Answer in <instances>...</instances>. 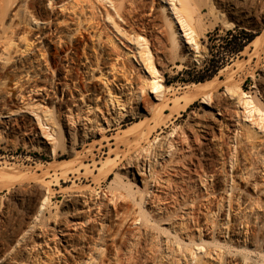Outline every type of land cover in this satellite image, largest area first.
I'll list each match as a JSON object with an SVG mask.
<instances>
[{"label": "rangeland", "instance_id": "1", "mask_svg": "<svg viewBox=\"0 0 264 264\" xmlns=\"http://www.w3.org/2000/svg\"><path fill=\"white\" fill-rule=\"evenodd\" d=\"M4 1L0 0V5ZM19 1L21 6L19 7V23L17 26L20 31H28L27 38L35 39L33 38L35 30L31 26L30 21L33 22L32 24L35 22L41 24L44 19L48 20V24L47 22L44 24L48 25V27L46 28L43 42L40 44L38 39L34 40L31 43V47L33 48L34 57L39 58L38 54L43 53L42 59L46 61V65L49 67L43 75L46 83L57 87L56 95H58V98L51 110L53 114L50 115L57 122L55 125L58 131V141L56 140L57 142H55L56 151L58 153H65V155L57 160L52 159L53 151L50 144L53 141V136L42 137L41 141L45 142L47 140L49 142L43 145L42 143L36 144L35 139L28 141L25 135H23L22 132L28 127L37 131L35 124L37 123V115L32 112V106L22 108L17 113H13V115H9V113L3 115L11 116V119L14 121H12V132L0 131V155H4V149L8 150L17 146H20L22 150L14 154H7L8 157H15V159L8 160L13 164V167L8 169L0 164V170L10 172L9 175L12 176V179L8 182L12 183L14 181V186L26 189L28 194L23 201L15 200L12 192L7 189V185L9 184L6 182L7 180L0 179V253L4 249L9 252L7 257L0 259V264H80L81 260L89 252L95 250L96 242L100 245L97 239L99 229L101 228L100 224L104 222V231L108 232V229L111 227L110 221L112 218L107 217L103 221V217L100 219L101 215L99 214L96 217L92 216V218L88 219V222L72 225V223L79 221L77 217L84 214V212L82 213L83 209L80 208L79 204H69L70 202L66 201L69 198L68 196L77 195L79 191L89 192L92 199L102 195V193L107 195L111 189L116 187V181H118V178L116 179L117 173H120V176L124 174L123 168L125 167V162L116 159L120 158V156L122 158L123 154L128 155L130 152L128 148L131 149V145L133 144L146 145L149 135L146 139L145 133L155 124L160 129L153 135H158L160 131L162 132L157 136L154 143L162 136H165L164 134H172L171 137H174L178 133L175 136L176 139L184 137L190 141L194 148L193 150L186 148L187 150L185 149L181 154L185 153L186 156H192L193 159L195 158L194 161L200 159L206 171L209 170L208 172H217L216 168L220 166L219 162L223 158H220V154H228L230 149L233 152L235 149L237 150L236 154L237 156L239 155L237 158L238 161L240 160L239 168L241 165L242 167H249V162L251 163L256 152L260 153L258 155H264V121L262 120V118L264 119V0H188L191 2L190 4L187 1H185V4L184 0H181L184 2L182 5L178 4L179 1L176 0L182 16L187 17L186 19L189 22L191 21L190 25L192 24V27L196 30L199 29L197 32L201 33L198 37V47L196 56L194 57L183 55V51L180 48L176 49L177 52L171 49L167 33L168 29L163 21V15H166V11H164L165 14H162L161 9V5L164 3L159 0H124V3L121 0H112L116 6L119 5L121 7L123 5L124 12L121 9L122 7L120 8L122 11L119 9V12L124 17H127L128 20H131L129 23L122 24L126 32L139 34L147 44L152 55L153 65L163 86L162 95L159 100H155L149 91L144 93V97L150 104H154V107L166 103V110L158 113L153 107L154 110L152 109L148 113L144 107V101L141 100H139L138 106L126 104L124 107H117L119 109L116 108V110L121 112L122 121L120 124L114 125L113 120L111 122L113 126H111L112 129L110 131H106L105 127L107 123L101 119L102 114L109 119L115 117L113 113L114 107L109 102L107 92L109 91L110 97L114 98L115 91L118 93L117 95L120 97V100H124V95L128 94V92L125 87L120 85L123 81H114L111 74H106L102 78L98 77V74L95 77H90L84 67L86 63L85 57L93 59L94 50L97 52L95 48H101V53L106 61L115 65V71L112 73L121 79L123 73V69L121 68L122 63L125 66L127 65L126 52L128 49L132 50L133 43L126 40L120 34L115 33L114 29L105 20L103 22L102 19L99 20L98 27L102 29V25L104 26V24L106 27L104 26L105 28L101 31L99 40L91 37L92 33H90V29L88 31L82 29L81 33L83 34H79L78 32L73 34V29L77 25L80 27L78 21L75 20L78 18L79 13H81L79 15L80 21L82 18L84 19V17L89 16L88 11L90 8L86 2L81 3L82 7L77 0L78 5H73V0H50V4L47 3V9L44 12H40L38 8L39 0ZM118 2H122L123 4H118ZM102 3L105 7L112 9L110 2L103 1ZM72 7L75 8L73 9ZM143 7L145 10H143ZM128 10L130 12L133 11L130 13ZM130 14L132 17H130ZM96 20L98 19L96 18ZM242 30L247 31L252 36V40L248 43L245 42L246 36ZM114 36L118 44L115 48ZM22 44L21 41H18L15 48L19 49L21 47L23 49ZM182 45L185 44L182 43ZM126 67L131 69L130 79L132 87L137 88L141 86L143 77H145L141 66L134 68L127 65ZM58 68H60L62 75L65 74V68L70 70L67 74H71L72 78H74V84L68 82L70 89L65 88L63 85V81H65L63 78L60 80L56 79ZM52 70H54L53 75ZM106 79L107 84H105ZM195 83L204 88L198 90L197 86L194 85ZM11 85L9 78L0 73V96L3 100L0 101V104L10 106L13 103L21 106L26 100L21 102L22 99L20 100L16 95L17 88L14 86L9 87ZM228 85L230 87L233 86L238 93H244L252 101V105L260 109L259 114L253 109L245 111L242 105L236 103V98L232 97L229 99V94L226 91V86L229 87ZM86 87L91 88V92H85L84 89ZM120 89L123 90L124 94H119ZM80 92L84 93V100L86 97L94 98L96 95L98 109L94 111L96 112L98 123L102 124L101 127L104 129L85 141V143H80L71 150L67 142V130L70 129L71 131L73 126L67 122L68 114L65 110V105L75 104L76 106L73 109L77 108L79 103L81 105ZM200 92H210L216 98L212 103L203 102L202 98H199ZM51 99L53 100L54 98ZM36 100V98H33L34 103H36ZM174 100H179L177 106L173 104ZM193 100H195L194 104L184 109V103ZM51 105V101L47 104L40 103L37 109L40 112L38 114L39 121L44 122L43 127L48 131L50 130V125L46 124L44 119L48 120L50 115H44L42 119L41 113H43L45 108H50ZM3 116L0 119H4ZM51 116L48 121L50 119L53 120ZM233 122L237 124L236 137H233V134L230 132ZM204 127L207 128V134L202 132L205 129ZM78 132H81L79 124ZM30 143L32 146L29 145ZM99 143H108L110 152L98 155L97 160L112 157L116 160L112 174L109 177L98 175V172L91 167L88 168V172H84V164L88 163L84 162V168L83 165L81 167L83 170L81 169L77 174H74V178L68 183L53 180L55 171L60 172L63 169L78 167L87 149H91L92 145L94 146L92 148H97ZM44 147L48 150H45ZM253 147L255 148L253 149ZM37 152H44L45 156L40 158L37 156ZM116 153L119 155L118 158L116 157ZM202 156H207L210 159L208 158L207 161H203L201 159ZM168 157L169 154L165 155L164 159H168ZM234 158L231 159V162ZM151 159H153V156H151ZM161 160L162 158H158L160 164L156 163L157 169L161 167ZM230 166V160L228 159L225 168H228L229 172H233ZM239 168H236L233 173L239 174ZM144 169L145 173L149 174L147 162ZM121 177L123 181L121 179L120 181L126 183L127 177L125 175ZM204 177L207 183H210L213 179L210 176L208 178ZM217 177L219 181L216 186L221 187V174L217 175ZM251 178L256 181L261 180L260 175L254 172H252ZM251 178L249 179L250 181ZM235 179V189L237 191L242 192L245 196L255 195L251 191L249 182L245 179L242 181L237 180V178ZM40 184H44L49 188L45 192L46 200L48 199L45 202L46 205L42 206V211L37 213L38 216L32 222L33 225L24 233L22 239L14 242L15 225L20 221V218L18 215H15L12 207L15 205L24 212L25 209L32 206L35 198L38 196V191L40 190L38 186ZM138 185H140V188L142 187V184L139 182ZM204 190L202 188V191ZM154 192L158 193L160 190L154 189ZM140 194L137 191V186L134 188L133 185L131 196L128 197L129 203L127 202L133 208V210L128 211L131 213L129 214L131 217L133 214L137 215L140 211V206L137 204L141 196ZM74 199L79 200V197L75 196ZM143 207L145 209L148 208V203L145 202ZM111 208L112 206L110 205ZM113 210L110 211L112 214L114 213ZM95 212L96 209L92 213ZM109 215L111 216V214ZM151 215L155 216L152 213ZM149 216L148 218H152V216ZM231 217L229 216L228 218L231 221H227L229 225L232 223ZM262 221H264V216ZM130 222L131 220H128L123 224L122 228L124 232H131L129 230L135 231L137 226L139 227L141 219H137L131 226H129ZM258 223L250 230L249 238L252 240L253 245H249L248 250L251 252L249 256L257 264H264L262 256L264 222ZM214 228L216 229L213 230L212 235L219 231L217 226H214ZM224 236L225 241L219 237L220 243H224L223 245H230V241L233 247L240 244L236 242L232 244L230 233H224ZM205 239H207L206 241H210L209 238ZM124 244L125 248L123 251L127 248V243L125 242ZM211 245H206L202 249L195 248V250L200 255H203L206 248L216 247L215 244ZM109 250H111V247H109ZM239 255L241 256V253ZM99 264L105 263L101 262Z\"/></svg>", "mask_w": 264, "mask_h": 264}, {"label": "bare ground", "instance_id": "2", "mask_svg": "<svg viewBox=\"0 0 264 264\" xmlns=\"http://www.w3.org/2000/svg\"><path fill=\"white\" fill-rule=\"evenodd\" d=\"M73 1L74 3L71 2L73 5H78L79 3L77 2H80V4L86 2L90 8L88 11L89 16L84 15L86 17H84V19L82 18L80 21L79 15L81 13H79L78 18L75 19L78 21L80 27L76 24L77 26L73 29V34H75V32L80 34L82 29L84 31H88L90 29V33H92L91 37H95L96 40H99L101 37V31L106 26L103 23L105 27L102 25L101 29L98 27V22L100 19H102L103 22L105 20L107 24L114 29L115 33L120 34L125 37L126 40L133 43L132 50L128 49L126 52L128 60L126 64L130 67L133 66L134 68L141 66L143 69V75L145 76L143 77L142 75V85L134 88L131 85L132 83L130 79L131 69L127 68V65L125 66V64L122 63L121 68L123 69V73L122 78L119 79L114 75V73H112L115 71L114 63H108L106 61L101 53V48H95L97 52L94 50L93 59L85 57L86 63L84 67L90 77H95L96 74H98V77L102 78L106 74H111L114 81H123L120 85L125 87L128 92V94L124 95L125 99L120 100V97L117 95L118 93L115 91L114 98L110 97V92L107 89L109 102L111 106L114 107L113 113L115 114V117H111V119H109L104 117L101 113V119H103V122L107 123V126L105 127V129H107L106 131H110L112 129L111 126H113V124H111V122L113 120L114 125L120 124L122 121L120 116L121 112L116 110L117 107H124L126 104L129 106H131L130 104L138 106L139 100H141L144 101L146 112L149 113L150 110L153 109L154 104H150L149 101L146 100L144 93L149 91L155 100H159L162 95L163 86L153 65L150 50L144 39L140 37L139 34L127 33L125 28L122 26V24L124 25L131 21L119 12V9L123 5L120 4L121 7L117 5L119 7L118 8L113 2L114 0ZM103 1L110 2L112 9L105 7L102 3ZM121 1L124 3V0ZM159 1L164 3L161 5V9L163 12L162 14L166 13V15H163V21L168 29L167 33L171 49L177 52L176 49L180 48V50L183 51V55L190 57L196 56L198 37L201 33L197 32L199 29L196 30L192 27V24L190 25L191 21L189 22L188 19H186L187 17L185 18L182 16L178 7V4L182 5L185 1L190 4L191 0H184V2L178 0V4L176 3V0ZM50 2V0H39V11L44 12ZM122 2H118V4ZM20 6L21 4L19 0H5L4 3L0 5V73L6 78H9V81L12 84L9 87L14 86L17 88L16 95L20 98V100L22 99L21 102L24 100H26V102H23L21 106H17L13 103H11L10 106L0 104V117L6 113L13 115V113H17L22 108L32 106L34 109V111L32 109V112L37 115V123H35L37 131L28 127L29 129H24L25 131L22 133L28 141L35 139L36 144L42 143L43 145H46L49 142H47V140H45V142L41 141L40 139L42 137L53 136V141L50 144L53 151L52 159L57 160L65 155V153H58L56 151L57 148L55 142L58 141V131L55 125L57 122H55V119L50 115L53 114V111L51 110L54 107V103L57 102V87L55 85L50 86L49 83H46V79L43 78V75L45 70L49 67L46 65V61L42 59L43 53L41 52L38 54L39 58L34 57L33 48L31 47V43H33L34 40L38 39L40 44L43 42L46 28L48 27V25L44 24H46V22L48 24V20L44 19L41 24H38L37 22L32 24L33 22L30 21L31 26L35 30V35L33 37L35 39H29L27 38L28 31H20L17 26L19 23L18 18ZM121 9H123V7ZM121 9L120 11H122ZM143 10H145L144 7ZM132 11L129 12L132 13ZM164 11L166 12L164 13ZM130 17H132L131 14ZM96 18L98 20H96ZM18 41L23 43V49L21 47H19V49L15 48ZM110 41L113 42L112 40ZM182 43L185 45H182ZM117 45L118 44L116 43L114 36V48L117 47ZM53 71L54 70L51 71L52 75L54 74ZM64 72L65 74L62 75L60 68H58L56 79L60 80L63 78L65 80L63 81V85L65 88L70 89V84L68 82L74 84V78H72L71 74H67V72H70L69 69L65 68ZM105 84H107V79ZM194 85L197 86L198 90L204 88L203 86H199L198 83H195ZM84 91L91 92V88L86 87ZM226 91L229 94V99L232 97L236 98V103L238 105H242L245 111L247 109H253L257 112V114H259L260 109L257 108V106L252 105V101L244 93H238L233 86H226ZM30 94L32 95L30 96ZM83 94L84 93L82 92L79 93L81 96V105L79 103L77 108L73 109L76 106L75 104L65 105V110L68 114L67 122L73 126L71 131L70 129L67 130V142L69 143V149L71 150L74 147H77L80 143H85V141L94 137V135L104 129L101 127L102 124L98 123L96 112L94 111L98 109L96 95L94 94V98L85 96L86 98L84 100ZM119 94H124L123 90L120 89ZM33 98L37 99L36 103L33 102ZM51 98L54 99L52 100ZM199 98H202L203 102L212 103L216 97L210 92H202ZM0 101H3L1 96ZM49 101H51L52 108H45L43 113H41L42 119L44 115L49 114L54 120L53 123V120L51 119L48 121L50 116L48 117V120L44 119L45 123L50 125V130L48 131L43 127L44 122L39 121L38 114L40 112H38L37 109L38 106H40V103L47 104ZM194 102L195 100L190 102L186 101L183 105L184 109L185 107L187 108L194 104ZM173 104L177 106L179 104V100H174ZM154 108L158 113H162L166 110V103L159 104ZM6 115L3 116L4 119H0V131L10 133L13 131L12 121L14 120L11 119V116L8 117ZM262 120L264 121L263 118ZM78 124L81 132H78ZM236 125L237 124L233 122L231 124L232 127H230V132L233 134V137L237 136ZM204 128L205 129H203L202 132L207 134V128ZM158 129L160 128L155 124L151 129L147 130L145 133L146 139L149 135L147 144L142 146L137 143L131 145L132 151L128 148L131 153L128 151L129 153L128 155L126 154L127 156L123 154L122 158L121 156L118 158L119 155L116 153V157L118 159H115L125 162V167L123 168L124 174H121V176L125 175V177H127L126 183L122 182L123 180L120 173H117L116 179L118 178V181H116V187L111 189L107 195L101 192L102 195L92 199L89 192L85 193L83 191H79L77 195L68 196L69 198L66 201L70 202L69 204H79L80 208L83 209L82 213L84 212V214L77 217L79 221L72 223V225L82 224L86 221L88 222V219L92 218V216L96 217L99 214L101 215L99 218L101 219V217H103V221L104 218H112L110 221L111 227L108 229V232L104 231V222L100 224L101 228L99 229L97 237L100 245L96 242L95 250L89 252L81 260L80 264H97V262L98 264L101 262L105 264H257L255 260L249 256L251 252L248 250V246L253 245L252 240L249 238V233H251L250 230L254 228L256 224H259L258 222H264L262 221L264 216V155H258L259 152L254 154L250 150L252 154H254L253 160L251 163L249 162L250 166L248 165L249 167H242L241 165L239 168L240 160L238 161L237 158L239 156L236 154L237 150L235 149L233 152L230 149L228 154H220V158H223H221L222 160L219 162L220 166L216 168L217 172H208L209 170L206 171L204 166L201 164L200 159H196L194 161L195 158L193 159L192 156H186L185 153L181 154L186 148L188 150H193L194 148L192 147L190 141L186 138L183 137L181 139H176L175 136H177L178 133H176L174 137H171L172 134H164L165 136H162L154 143L157 136L162 132L160 131L158 135H153ZM29 145L32 146L31 143ZM27 146L25 147L29 148ZM92 147L94 146L92 145L91 149H87L82 162L79 163L80 167L78 165V167L63 169L60 172L55 171L53 174V180L68 183L72 178H74V174H77V172L81 169L83 170L84 165V172H88V168L91 167L98 172V175L109 177L114 169V162L116 161L114 160V157L97 160L98 155L110 152L109 144L99 143L97 148ZM254 148L255 147H253V149ZM44 149L46 150L47 148L44 147ZM20 150H22L20 149V146L8 150L4 149V155H0V164L8 169L12 168L13 164L8 160L15 159V157H8L7 154H14ZM167 154H169L168 159H164V156ZM37 156L43 158L45 153L37 152ZM151 156H153V159H151ZM158 158H162V164L159 169L156 168V163L160 164V162H158ZM208 158L207 156H202L201 159L203 161H207ZM232 158L235 160L233 159L231 162ZM228 159L230 160V167L233 169V172L236 168H239V174L229 172L228 168H225V164H227ZM84 162L88 163L84 164ZM146 162L149 165V174L145 173L146 171L144 166L146 165ZM82 165L83 168H81ZM252 172L258 173L261 180H252ZM9 173L10 172L0 170V179L7 180L6 182L11 181L12 176L9 175ZM208 173L210 178H213L210 182L212 184L207 183V180H205L204 176L207 177ZM220 174L222 178V186L217 187L216 185L219 181L217 175ZM235 178L239 181L245 179L249 182L251 191L255 195L245 196L242 192L237 191L235 189ZM250 178L251 181L249 180ZM120 179L122 181H120ZM138 182L142 184L141 188L140 185H138ZM8 183V185L6 184L7 189L12 192L13 198L15 200L23 201L28 194V191L14 186V181L12 183ZM133 185L134 188L137 186V191L138 193H141V196L139 197L137 203L140 206L139 215H134L132 213L133 216L131 217L129 215L131 213L128 211L131 209L133 210V208L128 204V197L131 196ZM38 187H40V190L38 191V196L35 198V202L32 206L25 209L24 212H22V210L17 208L15 205L12 207L15 215H18L20 218V221L15 225L16 230H14V242H18L22 239L24 233L33 225L32 222L37 218V213L42 211V206L46 205L45 202H47L48 199L46 200L47 197L45 196V192L48 191L49 188H47L44 184H40ZM151 188H153V190H151ZM202 188L205 190L202 191ZM154 189L157 191L160 190V192L155 193ZM75 196L79 197V200L74 199ZM260 196L261 198H259ZM145 202L149 205L146 209L143 207ZM110 205L112 206L111 209ZM95 209L96 212L92 213ZM112 209H114L113 214L110 212ZM151 213L155 214V216H152ZM109 214H111V216ZM148 216H152V218H148ZM229 216H232V223L230 225L227 224L231 221L228 219ZM137 219H141V222L135 231L129 230L131 232L128 233L123 231L122 226L125 224V221L131 220L129 225L131 226ZM214 226H217L219 231L213 234L215 236L212 237V232L216 229ZM224 233H230V240H232V244L233 242L240 244L233 247L230 240V245L228 246L223 245L224 243H220L219 237L222 238L223 241L226 240ZM205 238H209L210 241H206L207 239ZM125 242L127 243V248L123 251L125 248ZM209 244H215L216 247L213 246L215 248H206L203 255H200L195 250V248H205L206 245L209 246ZM109 247H111V250H109ZM8 253L9 252L4 249L3 252L0 253V259L7 257ZM240 253L241 256L239 255ZM262 256L264 258V245L262 248Z\"/></svg>", "mask_w": 264, "mask_h": 264}, {"label": "trees", "instance_id": "3", "mask_svg": "<svg viewBox=\"0 0 264 264\" xmlns=\"http://www.w3.org/2000/svg\"><path fill=\"white\" fill-rule=\"evenodd\" d=\"M242 32H243V34L246 36V38H245V42L248 43L249 41L252 40V36H251L247 31L242 30Z\"/></svg>", "mask_w": 264, "mask_h": 264}]
</instances>
